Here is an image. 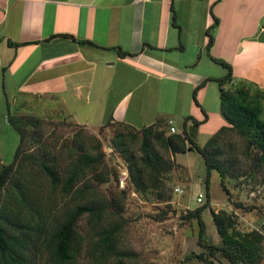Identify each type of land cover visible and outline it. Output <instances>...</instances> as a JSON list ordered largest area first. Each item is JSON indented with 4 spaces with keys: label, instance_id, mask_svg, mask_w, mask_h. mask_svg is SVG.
<instances>
[{
    "label": "crops",
    "instance_id": "obj_1",
    "mask_svg": "<svg viewBox=\"0 0 264 264\" xmlns=\"http://www.w3.org/2000/svg\"><path fill=\"white\" fill-rule=\"evenodd\" d=\"M212 56L264 88V0H0V94L56 95L59 115L86 128L109 114L209 128L206 98L227 71Z\"/></svg>",
    "mask_w": 264,
    "mask_h": 264
},
{
    "label": "trees",
    "instance_id": "obj_2",
    "mask_svg": "<svg viewBox=\"0 0 264 264\" xmlns=\"http://www.w3.org/2000/svg\"><path fill=\"white\" fill-rule=\"evenodd\" d=\"M214 29L211 27L208 32L210 47L214 43ZM81 42L92 43L88 40ZM9 44L19 45L12 41ZM211 58L227 70L225 76L216 79L225 124L214 131L203 146L195 140V130L203 121L191 116L186 117L183 130L174 133H168L169 127L163 122L137 129L126 123L113 122L112 114L106 117L103 126L116 124L127 129L117 131L112 144L124 159L136 192L153 189L163 198L166 191L163 176L177 167L175 156L186 152L189 147L204 157L207 189L212 170H218L224 180L231 170V166L221 160L224 150L218 145L224 131L240 134L245 141L246 154L254 160V169H264V88L254 81L234 77L232 65L224 59ZM9 121L19 133L20 140L13 161L0 169V264H37V260L44 261L43 264H87L82 261L86 252L91 264H105L114 255H118L117 264H130L126 258L132 253H117V235L123 224L113 219L106 223L107 207L115 206V202L113 199L110 202L99 200L103 198L98 194L99 186L111 180V175L113 180H119L114 168L107 169L100 140L93 152L94 146L90 142L97 137L91 133L82 135L83 128L75 131L72 138L74 154L65 159L66 167L62 168L64 159L59 161L60 155L54 157L47 149V143L41 141L45 136L41 131L42 119L35 116L24 118L9 112ZM189 121L193 123L190 131ZM135 141L139 143L138 149H135ZM28 142L46 147L45 155L36 157L35 153H27L25 144ZM28 161L32 163L30 170ZM32 174L42 178L47 188L37 178L32 179ZM209 205L207 201L185 215V218L198 219L201 225L199 243L208 249L192 253V256L205 264H216L215 259L220 256L231 264L263 263L264 235L257 229L239 227L237 219L228 210L216 212L211 209L221 243L207 244L204 241L202 215ZM237 205L240 207L242 203ZM85 214L89 218L90 233L81 230L80 219Z\"/></svg>",
    "mask_w": 264,
    "mask_h": 264
},
{
    "label": "rangeland",
    "instance_id": "obj_3",
    "mask_svg": "<svg viewBox=\"0 0 264 264\" xmlns=\"http://www.w3.org/2000/svg\"><path fill=\"white\" fill-rule=\"evenodd\" d=\"M216 67L214 69L216 71L222 69L219 64ZM53 86L56 88V84ZM7 92L8 95L0 94V169L2 165L13 161L20 140L19 133L9 121V112L24 118L35 116L42 119L41 131L45 136L41 141L47 143V149L54 157L60 155L59 161L64 159V163L61 161L62 168L66 167L65 159L74 154L75 146L72 138L75 131L83 128L82 135L94 134L97 138L90 142V145L94 146L92 151L95 152V146L100 140L108 165L107 169L111 171V168H114L119 176L117 181L113 180L111 175V180L99 186L98 194L103 196L99 200L110 202L113 199L115 202V206L107 207L106 223H111L113 219L123 224V228L117 235V253L120 254V251L132 253L126 258L130 264H205L199 258L192 256V253L197 254L208 250L199 243L201 225L197 218H185V215L207 201L210 205L202 215L205 223L204 241L207 244L221 243L211 209L216 212L223 209L232 212L238 221V226L245 230L256 229L264 220V169H254L253 158L246 154L245 141L235 131H224L223 137L218 142L219 147L224 150L221 160L231 166L224 180L218 170H212L207 189L205 183L207 166L204 157L189 147L186 152L175 156L177 167L163 176L166 191L164 197L160 198L156 190L150 189L145 193H139L130 183L125 161L112 144V138L117 131L127 129L116 124L109 126H103V124L100 127L90 128L77 125L68 112L64 111L65 115H59L60 107L56 104V95L38 93L13 96L11 91ZM218 92V84L212 81V95L209 93L205 102L206 106L212 110V122L209 128L198 127L195 130V140L200 146L210 139L213 128L219 125L220 117L224 119L220 110L217 112L220 107ZM94 117H97V113ZM97 120L99 121H96L94 125L102 124L100 119ZM184 121L182 117L172 118L173 125L182 130ZM189 124L190 131L193 123ZM137 142H134L135 149H138ZM25 148L27 153H35L36 157L45 155L46 147L41 148L35 142L26 143ZM27 163L28 169H32V163L30 161ZM125 172L127 177L122 183L121 177H124ZM30 177L37 178L47 188L42 178L36 177L35 174ZM176 187H180L183 192H177ZM200 193L204 196L202 203L197 201ZM92 198L96 199L94 196ZM61 202L62 197H60V204ZM237 203H242V206L239 207ZM88 223L89 218L85 214L80 219L81 230L84 233L91 232ZM85 254L82 261L91 264L88 253ZM117 258L118 255L111 256L105 264H117ZM36 263L43 264L44 261L37 260ZM215 263L231 264L221 256L215 259Z\"/></svg>",
    "mask_w": 264,
    "mask_h": 264
},
{
    "label": "built area",
    "instance_id": "obj_4",
    "mask_svg": "<svg viewBox=\"0 0 264 264\" xmlns=\"http://www.w3.org/2000/svg\"><path fill=\"white\" fill-rule=\"evenodd\" d=\"M169 124H170V127H169L170 132H172V133L177 132L176 127L174 125H171L172 121H170ZM126 177H127V172H125L124 177H121L122 183H124ZM176 191L177 192H183V190L180 187H176ZM203 200H204V196L202 193H200L197 197V201L202 203ZM256 229L264 235V220L256 227Z\"/></svg>",
    "mask_w": 264,
    "mask_h": 264
}]
</instances>
